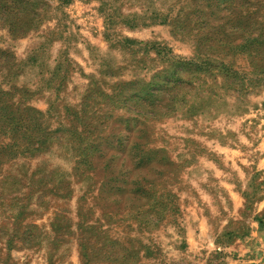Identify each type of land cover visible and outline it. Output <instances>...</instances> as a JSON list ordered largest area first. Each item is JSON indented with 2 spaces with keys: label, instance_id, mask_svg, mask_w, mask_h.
<instances>
[{
  "label": "rangeland",
  "instance_id": "rangeland-1",
  "mask_svg": "<svg viewBox=\"0 0 264 264\" xmlns=\"http://www.w3.org/2000/svg\"><path fill=\"white\" fill-rule=\"evenodd\" d=\"M0 264H264V0H0Z\"/></svg>",
  "mask_w": 264,
  "mask_h": 264
}]
</instances>
